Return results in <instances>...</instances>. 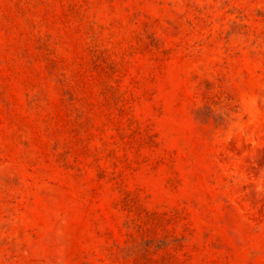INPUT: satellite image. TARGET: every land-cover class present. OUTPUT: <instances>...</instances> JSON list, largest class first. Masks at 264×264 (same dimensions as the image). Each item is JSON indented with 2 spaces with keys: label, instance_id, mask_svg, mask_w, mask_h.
I'll use <instances>...</instances> for the list:
<instances>
[{
  "label": "rangeland",
  "instance_id": "obj_1",
  "mask_svg": "<svg viewBox=\"0 0 264 264\" xmlns=\"http://www.w3.org/2000/svg\"><path fill=\"white\" fill-rule=\"evenodd\" d=\"M0 264H264V0H0Z\"/></svg>",
  "mask_w": 264,
  "mask_h": 264
}]
</instances>
